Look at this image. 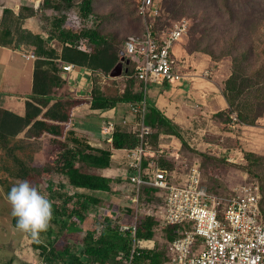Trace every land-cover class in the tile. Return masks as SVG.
Masks as SVG:
<instances>
[{
    "label": "trees",
    "instance_id": "1",
    "mask_svg": "<svg viewBox=\"0 0 264 264\" xmlns=\"http://www.w3.org/2000/svg\"><path fill=\"white\" fill-rule=\"evenodd\" d=\"M188 1L174 0L173 4L183 9ZM202 2L198 3L204 4L208 9L212 6L215 8L212 18H216L217 13L222 16L220 20L225 25H222L224 27L221 31L229 26L231 32L228 37L232 40L228 42L226 51L216 52L213 43L203 48L195 45V49L206 52L214 59L224 55L231 56L230 74L224 80L223 95L240 122L254 124L264 113V61L259 68H253L248 59L249 45L245 43L250 40L249 30L254 25L253 21L264 22V0ZM72 6L77 7V13L82 19L91 16L95 20V15V25L79 32L66 28L64 12ZM110 13L97 12L95 0H41L37 8L22 6L17 13L8 7L2 9L0 45L14 48L24 45L36 58L32 70L30 97L24 100L23 111L17 113L0 106V187L6 198L8 190L16 181L26 179L52 201L53 218L47 230L40 235L47 232L53 237H49L46 243L35 242L39 247L40 264H124L127 259L131 243L129 234L120 231L118 224L108 215H99L98 210L116 208L128 212V207H115L110 202L111 199L94 196L90 191L111 192L116 189L112 186L126 182L127 167L122 158L111 157V148L121 151L137 143V135L130 125L135 118L129 123H122L123 118L114 122L110 143L106 140V135L100 132L99 138L102 142L106 141L107 146L90 144L88 136L76 128L72 119L71 108L76 101L81 100L70 94L65 77L52 65L54 59L71 62L91 71L92 86L88 98L90 109L103 110L118 102L140 101L141 82L133 76L132 60L129 59L127 64L123 62L127 69L121 74V81L114 88V93H106L104 84L100 81V75H108L119 61L126 37L125 33L103 30L102 24L110 17ZM29 15H37L47 23L46 37L22 28L23 18ZM208 18L210 19L209 16ZM158 24L161 25L162 20ZM80 37L87 38L89 51L77 48ZM47 39H54L56 45L47 44ZM57 70L62 69L59 66ZM227 119L229 120V116ZM144 123L153 128L151 139H156L157 144L162 142V137L170 139L176 136L182 146L189 148L170 119L147 99ZM44 134L51 137L46 153L35 148L39 143L37 140ZM242 155L244 167L261 181L259 205L264 218V154L244 151ZM222 160L225 161L203 154L198 166L204 171L206 164L218 165ZM158 161L160 166L168 169L173 167L172 161L166 159L165 155L160 156ZM50 169L58 170L67 179L70 186L68 190L62 189L61 182L55 184L44 177V173H48ZM214 175H210L208 191L218 195L229 194L219 177ZM141 190L149 193L151 188L142 186ZM116 192L120 190L116 189ZM91 211L97 214L89 216ZM11 225L16 228V218L12 215ZM156 225L153 217L140 218L137 236L153 238L155 243L149 249L138 248L131 257V264H164L165 243L180 232L174 233L177 225L166 224L161 231Z\"/></svg>",
    "mask_w": 264,
    "mask_h": 264
},
{
    "label": "built area",
    "instance_id": "2",
    "mask_svg": "<svg viewBox=\"0 0 264 264\" xmlns=\"http://www.w3.org/2000/svg\"><path fill=\"white\" fill-rule=\"evenodd\" d=\"M161 4L162 0H135L136 14L143 29L139 34L126 35L120 51V57L133 61V76L141 82L142 92L140 101L127 105L135 118L131 130L138 141L134 146L122 149L128 190L117 194L128 212L102 208L98 214L108 215L120 231L129 234L131 243L124 264H131V257L138 248L154 246L153 238L137 236L142 216L153 217L159 231L166 224L177 225L174 233L181 230L166 241L164 264H264V218L256 179L237 184L227 195H218L208 191L198 162L185 168L174 163L171 169L159 165L158 158L165 152L161 144L152 141L153 128L144 123L146 94L150 84L166 82L169 86H177L185 77L182 71L186 68L185 59L176 56L173 46L182 41L188 28L185 18L171 24H158L162 20ZM68 14L64 26L79 32L83 25L78 22L85 18L74 14L76 21ZM76 46L83 51L90 50L86 37H80ZM21 54L30 60L36 58L32 51L22 50ZM60 67L68 74L67 79L79 68L71 62H61ZM203 73L207 75L208 71ZM101 76L110 78L109 75ZM91 86L92 80L90 89ZM228 115L231 127L241 126L235 112ZM127 121L122 119V123ZM99 130L110 143L114 121L102 122ZM172 155L169 153L170 157ZM169 156L165 155L166 159ZM142 186L151 188L149 193L143 192Z\"/></svg>",
    "mask_w": 264,
    "mask_h": 264
},
{
    "label": "rangeland",
    "instance_id": "3",
    "mask_svg": "<svg viewBox=\"0 0 264 264\" xmlns=\"http://www.w3.org/2000/svg\"><path fill=\"white\" fill-rule=\"evenodd\" d=\"M173 1L174 0H163L162 24H171L182 18L188 21L187 31L182 41L178 43L183 54L198 52L207 54L202 50L195 49V45H199V47L203 48L212 43L213 49H215L216 52H221V50L226 51L228 49L227 44L232 40L228 37L231 29L227 26L221 31L224 27L222 25H225V23L220 20L222 16L218 15V13L216 18H212L216 12L213 6L211 9H208L202 4L204 3L202 0H189L187 5L182 9L179 5L175 6ZM95 9L102 14L111 12L110 17L102 24L104 31L112 30L118 34L125 33V35H128L140 33L143 29L142 21L136 14L135 0H95ZM210 10L212 11L210 12ZM64 13L66 17L69 13L68 17L77 21V19L72 16L78 14L76 6L67 8ZM93 17L95 20H93L92 23L89 22V20H92L91 17L78 22L79 25H83L81 30L95 25L97 17L95 15ZM214 19H217L216 22L213 21ZM253 23L254 25L249 30L250 40L245 44L249 45L248 59L251 65H253V68L257 69L264 61V22L254 20ZM77 29L80 28L77 27ZM175 54L178 58L186 59L185 56L180 55L178 52H175ZM211 59L217 61L219 65H221L223 72L225 70L230 71V55L220 56L216 59L211 57ZM186 62H188V60L185 61L184 64H186ZM205 71L206 70L203 72ZM207 71L208 74H211L210 69ZM203 72H201V75L205 77ZM208 74L206 78L209 77ZM120 81L121 78H116L114 80L113 77L108 80L107 85L116 88ZM105 85L106 84L103 86L105 87ZM231 112H234L233 109H230L227 105L221 113H216L215 116L211 117V119L209 118L208 121L206 120L207 117H204L201 120L199 119L200 122L197 121L198 123L182 126L179 134L189 148L184 145L182 146L179 138L176 136L170 139L168 137H162V142L160 143L166 156H169V153H173V157L169 156L172 164H177L183 168L192 162H198L202 159L203 154H209L215 158L224 159L225 161L222 160L218 162V165L206 164L207 166L204 171L202 170V173L204 181L207 184L213 174L218 176L223 186H226L225 190L228 189L229 193L233 191V188L237 186V184L246 183L254 179L251 176L255 177L259 184H261L258 176L252 175V173H249L247 168L244 167V160L241 157L244 151L264 154V113L256 119L254 124H251L255 126L251 128L252 126L250 127V125L247 126L248 124L243 123L240 127H231L227 119V116H229L228 114ZM243 129H245V132H243ZM50 138L48 135L44 134L37 140L39 143L35 146L36 150L45 151V153L48 152L47 147L50 145ZM155 141L157 140L155 139ZM113 158L117 157L114 156ZM121 158L124 159L123 157ZM176 170H180V168ZM44 177L55 184L61 182L63 185L62 189L68 190L70 188L67 179L59 173L58 170L50 169L48 173H44ZM262 178L264 180V176ZM115 188L122 192L128 190V184L122 183ZM116 189L112 191L113 195L109 196V199H111V201H109L112 202V205H115V207H123V202L119 200ZM38 191L40 192V189H38ZM261 193L262 192H260V194ZM94 214L96 215L97 213L94 211L89 212V216H95ZM179 232H181V230ZM49 237L53 236L49 235L47 232L43 233L40 235V242L46 243ZM40 263L41 257L39 255L38 244H35L28 234L20 232L11 225V206L0 187V264Z\"/></svg>",
    "mask_w": 264,
    "mask_h": 264
},
{
    "label": "crops",
    "instance_id": "4",
    "mask_svg": "<svg viewBox=\"0 0 264 264\" xmlns=\"http://www.w3.org/2000/svg\"><path fill=\"white\" fill-rule=\"evenodd\" d=\"M40 1L0 0V17L3 7H8L14 13H17L22 6L37 8ZM21 26L33 33H40L43 37H46L45 29L47 28V23L43 22L37 15L24 17ZM46 43L56 45L54 39H47ZM22 50L31 51L30 49H25L24 45H21L19 48L0 45V106L7 107L17 113L23 111V102L30 97L32 70L35 62V59L30 60L22 56ZM173 51L185 56V61L188 60L185 64L186 68L182 69L185 77L177 86H169L166 82L150 84L146 99L170 119L176 130L179 127L177 131L181 132L182 126L198 123L204 117H207L206 120L208 121L217 112L227 107L228 104L223 95V86L224 80L229 76L230 71L225 70L223 72L221 65L205 53L183 54L178 44L173 46ZM52 62L54 69L65 77L66 87L70 94L75 99H81V101H76L71 108L72 119L76 128L88 136L90 144L94 146H107V142H102L99 138L101 136L100 125L107 120L117 122L122 118H126L128 123L131 122L134 117L128 111L127 105L129 102H118L111 108L103 110L90 109L88 98L91 71L79 66L73 72L74 76L67 79L68 74L62 70H57L61 61L53 59ZM209 69L211 71V74H208L209 77L206 78V75L203 77L201 72ZM120 76L114 78L119 79ZM111 78L113 77L102 78L101 76L100 79L102 84H106L104 90L108 94L115 91L114 88L107 85L108 80ZM132 124L133 122L130 123L131 126ZM254 127L252 126L251 128ZM243 132H245V129H243ZM111 150H113V154H111L112 158L114 156L117 157L114 159L123 157L122 150ZM121 184H117L115 187ZM115 187L112 186V188ZM90 194L105 200L109 199L110 195H113L112 191L99 190L90 191Z\"/></svg>",
    "mask_w": 264,
    "mask_h": 264
},
{
    "label": "clouds",
    "instance_id": "5",
    "mask_svg": "<svg viewBox=\"0 0 264 264\" xmlns=\"http://www.w3.org/2000/svg\"><path fill=\"white\" fill-rule=\"evenodd\" d=\"M6 199L11 206V215L16 218L15 227L34 242H40V234L47 230L53 218L52 201L26 179L16 181Z\"/></svg>",
    "mask_w": 264,
    "mask_h": 264
},
{
    "label": "water",
    "instance_id": "6",
    "mask_svg": "<svg viewBox=\"0 0 264 264\" xmlns=\"http://www.w3.org/2000/svg\"><path fill=\"white\" fill-rule=\"evenodd\" d=\"M123 62L128 63L127 59H124L123 56L119 58V61L112 67L109 72L110 77H117L121 75L122 72H126V67H123Z\"/></svg>",
    "mask_w": 264,
    "mask_h": 264
}]
</instances>
